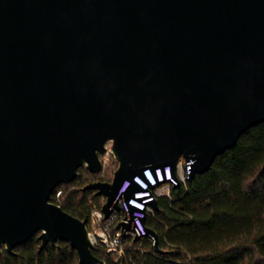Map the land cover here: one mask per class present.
Wrapping results in <instances>:
<instances>
[{"label":"water","instance_id":"water-1","mask_svg":"<svg viewBox=\"0 0 264 264\" xmlns=\"http://www.w3.org/2000/svg\"><path fill=\"white\" fill-rule=\"evenodd\" d=\"M263 121L264 0H0V253L41 231L98 261L50 197L109 141L112 181L85 187L106 218L125 179L180 156L191 179Z\"/></svg>","mask_w":264,"mask_h":264},{"label":"trees","instance_id":"trees-1","mask_svg":"<svg viewBox=\"0 0 264 264\" xmlns=\"http://www.w3.org/2000/svg\"><path fill=\"white\" fill-rule=\"evenodd\" d=\"M118 163L113 157L111 173ZM112 179L82 165L75 179L53 190L50 201L90 228L92 212L106 196L85 187ZM146 223L156 232L160 250L150 236L125 235L123 261L98 246L93 249L98 261L86 264H264V121L244 131L208 170L173 187L171 197H160ZM40 233L13 251L3 248L0 264H78V252L68 240L42 248Z\"/></svg>","mask_w":264,"mask_h":264},{"label":"built area","instance_id":"built-area-1","mask_svg":"<svg viewBox=\"0 0 264 264\" xmlns=\"http://www.w3.org/2000/svg\"><path fill=\"white\" fill-rule=\"evenodd\" d=\"M115 158L112 144H106V152L100 154L102 176L107 169L112 166V158ZM119 164V163H118ZM87 166V164H83ZM191 161H187L184 156H180L175 167L168 164L157 167L154 171L151 168L145 169L142 175H136L133 180L125 179L117 194L119 208L112 210L109 217H105L101 208L92 212V222L88 228V235L96 247H104L106 252L114 255L117 261H123L126 253L125 235H131L138 239H145L150 236L155 241L154 236L148 232L146 218L155 212V202L160 197H171L172 188L179 185H186L190 179ZM115 173V171H114ZM114 173H111L114 176ZM136 182L139 189L131 197L127 196V191L132 182ZM57 197L61 195V190L57 191ZM121 222H125L128 227L123 230Z\"/></svg>","mask_w":264,"mask_h":264},{"label":"rangeland","instance_id":"rangeland-1","mask_svg":"<svg viewBox=\"0 0 264 264\" xmlns=\"http://www.w3.org/2000/svg\"><path fill=\"white\" fill-rule=\"evenodd\" d=\"M108 144H109V145L112 144V141H109ZM112 167H113V165L110 166V167L107 169V171H106L105 173H107L108 175L111 174ZM112 176H113V175H112Z\"/></svg>","mask_w":264,"mask_h":264},{"label":"bare ground","instance_id":"bare-ground-1","mask_svg":"<svg viewBox=\"0 0 264 264\" xmlns=\"http://www.w3.org/2000/svg\"><path fill=\"white\" fill-rule=\"evenodd\" d=\"M114 153H115V151H114ZM115 155L117 156V154L115 153Z\"/></svg>","mask_w":264,"mask_h":264}]
</instances>
